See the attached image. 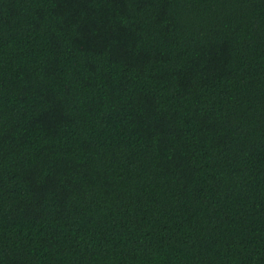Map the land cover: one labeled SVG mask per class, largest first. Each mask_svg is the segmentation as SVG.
<instances>
[{
    "label": "trees",
    "instance_id": "16d2710c",
    "mask_svg": "<svg viewBox=\"0 0 264 264\" xmlns=\"http://www.w3.org/2000/svg\"><path fill=\"white\" fill-rule=\"evenodd\" d=\"M0 264H264V0H0Z\"/></svg>",
    "mask_w": 264,
    "mask_h": 264
}]
</instances>
